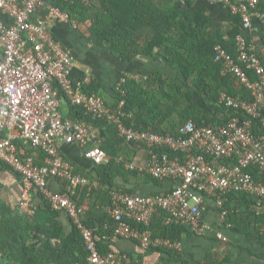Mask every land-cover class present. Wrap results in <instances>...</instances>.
<instances>
[{
  "label": "built area",
  "instance_id": "obj_1",
  "mask_svg": "<svg viewBox=\"0 0 264 264\" xmlns=\"http://www.w3.org/2000/svg\"><path fill=\"white\" fill-rule=\"evenodd\" d=\"M218 1L227 5L231 13L241 14L242 32L234 40L236 58L217 44L214 61L221 65V74L236 78L251 99L223 95L222 101L236 114L242 112L257 121L259 133L254 130L252 120L240 123L238 117L219 126L198 127L189 121L178 130V137L140 132L126 126L122 122L127 119L122 111L124 101L111 110L95 95L82 93L81 87L89 78L81 81L71 78V54L51 33L54 23H70L68 15L45 0H0V13L12 21L7 27L0 19V165L20 177L18 205L23 212L34 213V197L39 195L52 211L69 217L80 231L90 264L138 263L102 254L94 229L85 222L89 197L81 204L73 199L84 190L98 189L99 183L78 174L63 158L60 147L77 145L84 149V157L93 167L107 164L109 157L100 147L98 129L63 117L60 106L65 102L106 119L117 126L119 137L126 143L148 150L143 169L128 165L127 170L144 172L153 180L170 184L168 192L145 198L109 190L110 205L104 211L115 222L113 234L137 239L144 251L180 248L179 242L152 238L149 228L156 211L169 214V221L186 225L200 235L205 230L202 218L208 199L221 208L227 195L245 193L255 200L257 207L264 203V185L250 174L252 169L264 171V50L258 49L245 34L253 18L261 23L264 32V14L256 10L264 0ZM249 74L255 80L251 81ZM2 134L6 137H1ZM18 141L43 154L39 164L31 155L18 153L15 144ZM158 149L185 154L184 160L156 154L154 151ZM195 149L204 155H193ZM49 179L65 182L67 191H51ZM226 214H220L223 223L227 221ZM225 226L230 228L227 222ZM217 238L227 243L223 235Z\"/></svg>",
  "mask_w": 264,
  "mask_h": 264
},
{
  "label": "trees",
  "instance_id": "obj_2",
  "mask_svg": "<svg viewBox=\"0 0 264 264\" xmlns=\"http://www.w3.org/2000/svg\"><path fill=\"white\" fill-rule=\"evenodd\" d=\"M45 2L67 14L75 31L97 50L107 51L116 59L127 62L140 57L160 59L176 72L180 84L171 83L158 72L147 77H123L114 86L112 94L109 95L110 100L105 99L102 87L97 83L90 82L81 87L83 94L95 95L111 110H115L120 102L124 101L122 111L127 119H122V122L126 126L140 132L160 135L169 133L178 137V130L189 121L201 127L225 125L232 117H238L240 123L252 120L242 112L236 114L235 110L227 108L223 103V95L241 97L246 101L251 99L249 93L238 85L236 78L221 74V65L214 61V47L217 44L236 58L234 40L242 32L241 14L232 13L224 31L214 33L205 10L191 9L194 0H184V7L181 6V0ZM256 10L264 14V1L259 3ZM0 19L7 27L12 25V21L1 13ZM247 38L250 40L248 35ZM262 40L264 43V32ZM249 77L251 81L255 80L253 74H249ZM198 99L203 101L204 108L195 103ZM65 104L67 119L84 122L99 130V138L100 135L102 138L100 147L109 157L107 164L95 167L97 177L105 181L99 184L103 188L108 187L105 191H99L108 200L102 207L110 205L109 190H120L115 185L117 177L127 183H138L140 180L143 183H159L148 174L127 170L125 166L131 154L141 149L147 150L146 148L126 143L119 137L117 126L108 123L106 119L87 114L82 106L72 105L70 102ZM252 123L254 130L259 133L257 121L252 120ZM1 137L5 135L2 134ZM22 143L25 142L18 141L15 144L18 147ZM25 144L29 146L25 154L34 157L35 162L39 164L43 154L33 150L28 143ZM154 152L170 158L179 156L181 161L185 157V154L168 149H158ZM192 154L204 155L198 149ZM205 156L209 159L206 154ZM234 164H237L236 160ZM0 169L11 171L4 165H0ZM250 174L255 181H261L264 185V171L252 169ZM165 188L168 189V185H165ZM94 192L84 190L78 195L77 203L80 204L87 196L91 200ZM122 192L139 196L133 190L123 189ZM76 196L73 198L75 201ZM149 196L151 195L139 197ZM35 197L41 200V204L35 207L32 215L23 212L19 205L11 208L0 200V264H90L79 229L71 221L72 230L65 234L62 224L58 221L59 213L52 211L42 197ZM225 203L219 212L227 213L230 229L233 228L241 234H249L251 229H264V203L257 207L250 196L242 193L227 195ZM106 216L108 220L99 226L86 222L87 226L94 229L97 248L102 254L108 252L103 242L105 232L102 229L107 225V231L111 235L115 225L110 216ZM169 219L170 215L161 210L154 213V220L149 228L152 237L180 242V232L191 229ZM134 227L138 228L136 225ZM192 234L197 235L193 232ZM150 251H164L170 256L171 264H176V260L181 262L177 250Z\"/></svg>",
  "mask_w": 264,
  "mask_h": 264
},
{
  "label": "crops",
  "instance_id": "obj_3",
  "mask_svg": "<svg viewBox=\"0 0 264 264\" xmlns=\"http://www.w3.org/2000/svg\"><path fill=\"white\" fill-rule=\"evenodd\" d=\"M181 6H185L184 0H181ZM191 9L195 11L205 10L206 15L211 20L214 33L224 31L228 25L229 16L232 14L228 6L218 0H194ZM51 33L71 54L73 59L71 78L80 81L89 78V82L86 84L90 82L99 84L102 87L105 99H109L114 86L123 77H147L158 72L171 83L180 84L176 72L167 67L163 60H152L147 57H140L128 62L118 60L109 52L99 51L90 46L70 23H54L51 26ZM245 34L250 37V40L258 49L264 50L262 26L257 19H252L251 26L245 30ZM195 103L204 108L203 101L200 99ZM60 111L64 117L67 116L66 104L60 106ZM101 139L100 135V142H102ZM28 148L27 144L22 143L17 147L18 153L25 154ZM60 153L66 161L75 167L78 174L88 177L96 183L100 182L102 184L105 182L97 177L95 167L85 159L84 149L77 145H62ZM128 158L130 160L127 161L125 166L132 165L136 170L143 169L148 160V151L144 149L135 151ZM140 181L138 183H127L117 177L115 178V185L121 191L123 189L133 190L139 196L156 195L163 193L166 189L165 183H143ZM98 185V189L91 191L95 192L90 202H88L85 215V222L96 226L108 220L104 211L105 207H102L108 203V200L99 192L105 191L104 189L108 187L103 188L102 185ZM0 186V200L7 206L15 208L19 204L21 194V182L18 175L7 169H0ZM48 187L56 193L67 191L65 182L58 179H49ZM78 195L76 196V202L79 199ZM34 202L36 206L41 204L38 197L34 198ZM205 204L206 209L202 218L205 230L200 235H193L191 230L180 232V248L178 251L181 262H184V264H252L260 261L264 264V229H251L249 234H241L233 228L228 229L225 226L226 222L223 223V219L213 202L208 199ZM232 206L234 207V205ZM58 221L62 224L65 234L72 230L71 220L66 214L59 213ZM102 230L105 232L103 242L106 251H108L105 254H112L117 258L124 257L138 264H171L169 261L170 256L164 251H144L137 239L110 235L107 231L109 230L107 225H104ZM220 234L227 238V243H223L217 238ZM181 262L175 261L176 264H182Z\"/></svg>",
  "mask_w": 264,
  "mask_h": 264
},
{
  "label": "clouds",
  "instance_id": "obj_4",
  "mask_svg": "<svg viewBox=\"0 0 264 264\" xmlns=\"http://www.w3.org/2000/svg\"><path fill=\"white\" fill-rule=\"evenodd\" d=\"M227 96V95H226ZM233 97V96H232ZM253 178V177H252ZM159 182V181H158ZM159 183H165V185H168V189H165L164 190V192L166 193V192H168L169 190H170V184L168 183V182H159ZM163 192V193H164ZM232 194H236V193H232ZM242 194H245V193H242ZM248 195V194H247ZM248 196H250V195H248ZM251 197V196H250ZM252 198V197H251ZM253 199V198H252ZM254 200V199H253ZM255 201V200H254ZM223 205H224V203H223ZM223 207V206H222ZM221 207V208H222ZM260 207V206H259ZM221 208H217V210L219 211ZM223 212H225V211H223ZM223 212H219V214H221V213H223ZM227 215V214H226ZM227 219V218H226ZM227 222V221H226ZM228 223V222H227ZM229 224V223H228ZM231 228V227H230ZM230 228H228V229H230ZM153 238V237H152ZM151 250V249H150ZM161 250H163V249H161ZM149 251V250H148ZM165 251H167V250H165Z\"/></svg>",
  "mask_w": 264,
  "mask_h": 264
}]
</instances>
